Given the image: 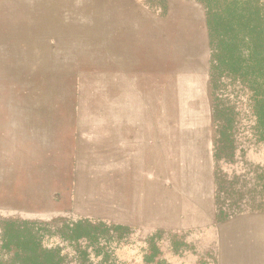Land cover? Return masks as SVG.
<instances>
[{
	"label": "rangeland",
	"instance_id": "374dc122",
	"mask_svg": "<svg viewBox=\"0 0 264 264\" xmlns=\"http://www.w3.org/2000/svg\"><path fill=\"white\" fill-rule=\"evenodd\" d=\"M48 17L88 38L39 46ZM116 41L126 61H107ZM210 61L206 10L192 0H0V233L34 225L65 263L86 246L57 231L82 221L102 225L93 264H264L251 95L212 83ZM131 138H154L152 168L109 150Z\"/></svg>",
	"mask_w": 264,
	"mask_h": 264
},
{
	"label": "trees",
	"instance_id": "16d2710c",
	"mask_svg": "<svg viewBox=\"0 0 264 264\" xmlns=\"http://www.w3.org/2000/svg\"><path fill=\"white\" fill-rule=\"evenodd\" d=\"M147 1L162 5L166 0ZM192 1L206 10L212 83L222 76L238 81L248 90L258 142L264 144V0ZM225 117V125H231L232 113L228 111ZM226 138V128L221 127L217 144ZM218 151L216 156L221 158ZM33 226L10 223L2 229L0 264H93L86 250L97 243L98 228L102 225L97 228L79 221L64 224L57 231L63 243L78 246L80 241L85 242V249L77 250L79 256L71 263H65L67 255H62V249L44 247ZM100 252L95 250L94 254Z\"/></svg>",
	"mask_w": 264,
	"mask_h": 264
},
{
	"label": "crops",
	"instance_id": "0c3cea01",
	"mask_svg": "<svg viewBox=\"0 0 264 264\" xmlns=\"http://www.w3.org/2000/svg\"><path fill=\"white\" fill-rule=\"evenodd\" d=\"M49 21L47 23H45L44 26L41 27V29L39 30V33L35 36L38 40V45L39 46H57V47H64V46H73V47H77L80 46L81 44L76 43V42H68L69 40H79V38H88V36L85 33H89L86 29H77L72 27L71 25H63L61 24V22H59L57 20V18H50L48 17ZM30 30H28L29 32ZM26 32V33H28ZM25 33V34H26ZM91 36L94 34H90ZM25 38L27 37H31L30 35H24ZM110 37V36H109ZM41 39V41H39ZM55 40V44L51 43L48 44L46 40ZM117 39V38H116ZM46 42H45V41ZM121 40V38L119 39ZM122 43H118L117 41L115 43H111L110 46L109 45H105V46H109L111 48V51L113 52L112 54H110V57H114V56H119L117 59L116 58H110L109 60L107 59V61L110 62H123L126 61V59L122 58L124 56H127L126 54V49L122 50ZM126 46V45H124ZM119 47V49L117 48ZM119 50V53L117 52ZM123 53V55H122ZM122 139V138H121ZM132 140L129 141H125L120 143V147H113L112 145V141L108 144L109 150L112 151L113 150H119L120 154L122 155L124 152L133 154L134 157L136 155H140L142 156V158H140V164H142V160L143 163L144 161L146 162L145 166L152 168V165L154 163V138H151V144L149 143H142L140 140H136L137 138H131ZM157 141V140H156ZM117 144V143H116ZM158 149H159V143L158 141L155 143V158L156 159V165H158ZM149 154H150V158H149ZM146 155V157H145ZM134 166L137 167L136 162H134ZM142 166V165H140ZM139 170V169H138ZM137 172V170H136Z\"/></svg>",
	"mask_w": 264,
	"mask_h": 264
}]
</instances>
